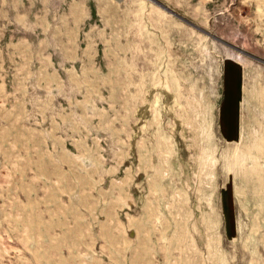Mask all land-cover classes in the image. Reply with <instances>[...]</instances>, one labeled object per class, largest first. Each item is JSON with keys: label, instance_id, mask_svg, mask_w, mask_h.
Returning a JSON list of instances; mask_svg holds the SVG:
<instances>
[{"label": "rangeland", "instance_id": "rangeland-1", "mask_svg": "<svg viewBox=\"0 0 264 264\" xmlns=\"http://www.w3.org/2000/svg\"><path fill=\"white\" fill-rule=\"evenodd\" d=\"M160 1L0 0V264H264V0Z\"/></svg>", "mask_w": 264, "mask_h": 264}, {"label": "water", "instance_id": "water-1", "mask_svg": "<svg viewBox=\"0 0 264 264\" xmlns=\"http://www.w3.org/2000/svg\"><path fill=\"white\" fill-rule=\"evenodd\" d=\"M152 1H154L155 3H157L158 5H160L161 7L165 8L166 10L172 12L173 14L179 16L180 18H182V19L185 20L186 22H188V23H190V24L196 26V27L199 28L200 30L209 33L207 30H205L204 28H202V27H200L199 25L195 24L194 22L190 21L189 19L185 18V17L182 16L181 14L177 13L175 10L171 9L169 6H167L166 4H164L163 2H161L160 0H152ZM226 43L229 44V45H231L232 47L237 48V49L240 50V51H243V52H245V53H247V54H249V55L254 56L253 54H250V53L246 52V51H245L244 49H242L241 47H237V46H235V45H233V44H231V43H229V42H226Z\"/></svg>", "mask_w": 264, "mask_h": 264}]
</instances>
